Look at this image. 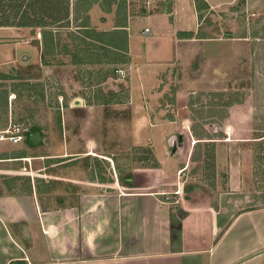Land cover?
Returning a JSON list of instances; mask_svg holds the SVG:
<instances>
[{"label":"rangeland","instance_id":"rangeland-1","mask_svg":"<svg viewBox=\"0 0 264 264\" xmlns=\"http://www.w3.org/2000/svg\"><path fill=\"white\" fill-rule=\"evenodd\" d=\"M93 1L0 0V131L11 124L25 130L18 144L0 141V188L31 169L48 176L59 168L71 179L66 194L126 192L123 180L134 172L171 189L167 201L187 205L193 191L210 201L225 190L230 151L215 141L239 136L226 124L232 120L255 129L245 133L253 141L241 143L239 156L247 159L252 186L264 190V139L255 141L264 135V0H192L193 10L191 0H179L178 25L192 38L150 37L149 28L144 36L139 26L137 47L160 40L164 49L147 57L171 61L144 69L113 63L116 56L96 63L104 57L92 27L103 32L104 25L101 8L86 14ZM149 1L130 0V13L172 9L174 2ZM177 133L186 147L171 159L166 140ZM27 154L63 163L17 158ZM48 178L54 203H65Z\"/></svg>","mask_w":264,"mask_h":264},{"label":"crops","instance_id":"crops-1","mask_svg":"<svg viewBox=\"0 0 264 264\" xmlns=\"http://www.w3.org/2000/svg\"><path fill=\"white\" fill-rule=\"evenodd\" d=\"M129 3L130 0H94L89 7L86 14L101 8L100 20L104 25L103 32H98V26L92 27L100 36V53L104 57L96 63H108L112 56L119 57L113 63L131 61L143 69L148 67L147 62H156L161 67L170 63L147 57L148 53L155 56L164 49L165 43L160 40L154 42L157 47H137L138 35L143 34L138 27L149 28L150 37H172L173 41H177L175 36L179 32L182 35L178 41H186L191 32H184L178 25L183 15L177 18L182 2L174 0L172 9L162 7L158 11L138 10L132 14ZM193 8L191 0L190 10ZM191 17L189 13L190 20L185 18V22H190ZM175 46L174 42L173 50ZM230 122L224 123L231 124L233 133L238 132L239 136L234 135L232 141L225 137L215 141L221 147L222 143L228 146L230 152L225 158L228 166L227 178L223 180L225 190L217 191L210 201H205V194L187 199L191 201L187 205L183 198L180 203L171 197L167 201L165 197L171 189L134 172L132 182L122 185L126 192L121 188L104 193L74 192L71 188L66 194L64 186L71 179L60 175L58 168L48 176L59 189V196L67 197L61 204L62 199L54 203L55 193L47 185L48 176L31 174L33 169L20 174L25 178L3 182L0 264H264V190L252 186L253 173L246 168L247 159L239 156L245 152L241 143L253 141L247 140L245 133L255 129L235 127ZM205 139L197 142L205 143ZM262 139L264 135L255 141ZM182 144L183 151L186 146ZM161 146L160 142L157 148ZM36 157L27 154L17 158L31 165L35 159L41 164H51L50 159H55L46 155ZM62 163L54 162L48 167H59ZM249 164L251 167V159Z\"/></svg>","mask_w":264,"mask_h":264},{"label":"built area","instance_id":"built-area-1","mask_svg":"<svg viewBox=\"0 0 264 264\" xmlns=\"http://www.w3.org/2000/svg\"><path fill=\"white\" fill-rule=\"evenodd\" d=\"M144 34L145 35L149 34V30L145 29ZM118 72L122 73L121 70H118ZM24 133H25V130L22 129V127H20L17 124H11L8 126L7 129L0 132V141H6V142H9L11 144H18L23 140ZM174 194L180 195V191H176ZM165 198L167 199V197H165Z\"/></svg>","mask_w":264,"mask_h":264},{"label":"water","instance_id":"water-1","mask_svg":"<svg viewBox=\"0 0 264 264\" xmlns=\"http://www.w3.org/2000/svg\"><path fill=\"white\" fill-rule=\"evenodd\" d=\"M77 102H78V104H76V105H79V104L81 105L80 100H77ZM179 139L181 140V134H173V135H170L166 140L167 146L171 149L170 158H172L175 155H178L179 151L182 150L181 148L180 149L177 148L178 146L176 145L177 140H179Z\"/></svg>","mask_w":264,"mask_h":264},{"label":"flooded vegetation","instance_id":"flooded-vegetation-1","mask_svg":"<svg viewBox=\"0 0 264 264\" xmlns=\"http://www.w3.org/2000/svg\"><path fill=\"white\" fill-rule=\"evenodd\" d=\"M182 143H185L184 141H183V139L182 140H177V143H176V145L178 146L177 148H181L182 149V147H183V145H182ZM184 150V149H183ZM181 152H182V150L181 151H179V154H181ZM132 177L130 178V181L132 182ZM136 179V178H135ZM137 180V179H136ZM192 196H198V191H193V194H192Z\"/></svg>","mask_w":264,"mask_h":264},{"label":"trees","instance_id":"trees-1","mask_svg":"<svg viewBox=\"0 0 264 264\" xmlns=\"http://www.w3.org/2000/svg\"><path fill=\"white\" fill-rule=\"evenodd\" d=\"M21 25H26L25 23H23V24H21ZM0 26H4V24L2 23V22H0ZM192 35H193V33L191 32L190 33V36L191 37H189V38H192ZM26 78H24V79H22V80H25ZM16 93V92H15ZM17 94V93H16ZM130 176H128L127 178H125L124 180H123V185H126V186H128V184H130L131 183V181H130Z\"/></svg>","mask_w":264,"mask_h":264}]
</instances>
